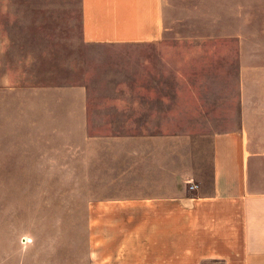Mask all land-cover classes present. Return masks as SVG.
I'll return each instance as SVG.
<instances>
[{
    "label": "rangeland",
    "instance_id": "obj_1",
    "mask_svg": "<svg viewBox=\"0 0 264 264\" xmlns=\"http://www.w3.org/2000/svg\"><path fill=\"white\" fill-rule=\"evenodd\" d=\"M163 14L158 41L88 43L81 0H0V264H93V203L211 193L217 132L264 152V0Z\"/></svg>",
    "mask_w": 264,
    "mask_h": 264
},
{
    "label": "crops",
    "instance_id": "obj_2",
    "mask_svg": "<svg viewBox=\"0 0 264 264\" xmlns=\"http://www.w3.org/2000/svg\"><path fill=\"white\" fill-rule=\"evenodd\" d=\"M81 3L88 43L163 37V0ZM249 133L243 125L215 134L211 193L140 195L90 205L92 263L201 264L212 257L264 264V152Z\"/></svg>",
    "mask_w": 264,
    "mask_h": 264
},
{
    "label": "built area",
    "instance_id": "obj_3",
    "mask_svg": "<svg viewBox=\"0 0 264 264\" xmlns=\"http://www.w3.org/2000/svg\"><path fill=\"white\" fill-rule=\"evenodd\" d=\"M195 187H196V185H195V184H193V185H192V188H195Z\"/></svg>",
    "mask_w": 264,
    "mask_h": 264
}]
</instances>
